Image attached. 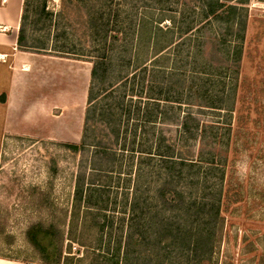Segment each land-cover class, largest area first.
<instances>
[{"label":"trees","instance_id":"trees-1","mask_svg":"<svg viewBox=\"0 0 264 264\" xmlns=\"http://www.w3.org/2000/svg\"><path fill=\"white\" fill-rule=\"evenodd\" d=\"M49 1H24L19 51L71 54L63 45L58 46L68 35V9H51ZM76 1L77 9L85 15L93 46L97 44L82 137L79 143L63 146L74 155L91 156L77 176L75 208L69 222L68 214L62 219L57 213L51 196L35 188L40 208L50 214L47 221L33 222L25 232L35 260L62 264L67 240L76 239L79 223H83L82 203L88 205L87 212L92 210L89 201H84L85 193L108 185L107 180L118 170V147L125 148L133 133L134 150L137 141L147 135L150 148L141 153L148 157L157 152L162 160L157 184L153 188L145 180L141 165L130 204L136 225L131 224L125 239L126 257L116 254L105 260L94 256L89 264H218L225 228L224 202L230 206L243 202L245 186L226 189L230 142L226 149L221 147L219 128L209 118L224 113L228 126L224 135L230 138L238 104L249 0H198L199 20L178 19L166 0ZM71 5L75 7L73 2ZM208 30L211 34L204 35ZM193 31L203 34L197 37L201 41L196 49L191 48ZM231 67L235 76L228 83L223 76ZM137 79L139 85L135 87ZM175 104L188 109L177 115L171 112ZM257 116L255 121L247 116L243 124L239 122L242 126L237 138L246 151L257 134L264 143V110ZM131 123L135 124L132 131ZM173 124L179 128L178 154L159 128ZM261 159L264 162V146ZM52 173H56L54 168ZM151 190L157 207L153 212L148 196ZM104 212L101 207L91 221V227L98 231L110 224ZM67 222L73 224L68 235L64 229ZM66 264H73L72 259Z\"/></svg>","mask_w":264,"mask_h":264},{"label":"rangeland","instance_id":"rangeland-1","mask_svg":"<svg viewBox=\"0 0 264 264\" xmlns=\"http://www.w3.org/2000/svg\"><path fill=\"white\" fill-rule=\"evenodd\" d=\"M118 1L115 0L116 3ZM76 3V0L48 2V7L56 11L68 9L65 21L68 35L58 42V46L63 45L71 54H50L52 56L48 58L37 53H16L17 56H13L12 50L0 51L7 53L0 57V256L23 260L25 263L37 261L26 241L27 228L33 222L47 221L50 218L49 211L40 208L38 190L35 188L49 194L57 213L62 219L68 214L69 222L71 211L75 208L77 176L91 156L74 155L63 146L67 143H79L81 140L97 44L93 46L94 41L87 29L85 15L77 9ZM166 3L178 19L201 18L198 0H166ZM246 7L249 22L240 63L238 104L230 138L227 134L224 135L228 127L225 125L224 113L220 117L210 115L212 118H209L219 128L221 147L226 149L228 141L230 142L226 189L237 190L241 185L245 186L243 202L236 206L228 205L226 200L224 202L225 228L218 258L216 257L218 264H262L264 257V162L261 159L264 143L260 140L261 135L257 134L246 151L237 138L245 117L250 116L255 121L257 115L264 110V0H249ZM165 25L171 27L170 22H165ZM175 29L178 31V28ZM192 33L191 48L196 49L201 41L197 37H203V34L197 35L195 31ZM210 34L208 30L204 35ZM186 49L187 45L184 46V50ZM234 76L235 71L231 67L223 78L231 83ZM32 80L36 81L37 86L32 85ZM138 85L139 79L136 80L135 87ZM60 90L72 91L75 108L65 111L57 107L48 115L41 116L39 127L30 135H18L14 132L15 126H21L19 120L22 118L17 119L10 113L16 96L28 98L31 92H39L42 97V91L45 94H53L55 91L58 96ZM134 99L136 101L137 98ZM173 107L171 112L177 115L188 109L187 106L178 104ZM134 125L131 123L130 131ZM159 128L167 137V142L176 147L178 154L181 150L178 126L162 125ZM133 138L132 133L127 138L126 147H118V170L107 180L108 185L90 188L93 190L85 193L84 201H89V208L92 210L87 212L88 205L82 203L80 213L83 223H79L76 239L67 240L62 264H66L68 259H72L73 264H89L94 256H101L105 260L112 259L116 254L126 257L125 239L132 229L131 224L136 225V221L132 220L130 204L137 172L142 165L145 180L154 188L162 161L157 152L148 157L141 153L150 148L147 135L137 141L135 150L132 148ZM139 144H142L141 148ZM187 155H192V152ZM52 168L56 170L55 175ZM89 172L88 168L87 173ZM103 180L106 181L105 178ZM148 196L153 212L157 208L153 190L148 192ZM101 207L105 209L107 221L113 223V226L107 225L104 231L91 227L93 216ZM68 222L64 223L67 235L73 225Z\"/></svg>","mask_w":264,"mask_h":264},{"label":"crops","instance_id":"crops-1","mask_svg":"<svg viewBox=\"0 0 264 264\" xmlns=\"http://www.w3.org/2000/svg\"><path fill=\"white\" fill-rule=\"evenodd\" d=\"M24 1L25 0H0V51L12 50L13 56H17L16 53H29L21 52L17 49L18 34L21 25ZM6 55L7 53H0V57H4ZM41 55L48 56V58L52 56L50 54ZM42 60L46 61V59ZM43 64L46 65V63ZM31 83L34 87L37 86L35 80H32ZM53 92V94H45V91H42V97L39 92H37L36 94L34 92H31L32 94L30 93L28 98L21 96H16V98H14V101L12 103L13 105L11 106L12 109L10 110L11 116L15 115L17 119L22 117L21 120H19L21 121V126H17V128L15 126L14 132H16V134H32L36 130V128L39 127V124L41 122V116L48 115L52 110L57 107H61L65 109V111L72 110V108H75V104H73L74 98L71 90H60L58 92V96L55 94V91ZM0 264H25V262L19 259H12L0 256Z\"/></svg>","mask_w":264,"mask_h":264},{"label":"built area","instance_id":"built-area-1","mask_svg":"<svg viewBox=\"0 0 264 264\" xmlns=\"http://www.w3.org/2000/svg\"><path fill=\"white\" fill-rule=\"evenodd\" d=\"M25 264H45V263H42V262H39V261H31V262H27Z\"/></svg>","mask_w":264,"mask_h":264}]
</instances>
